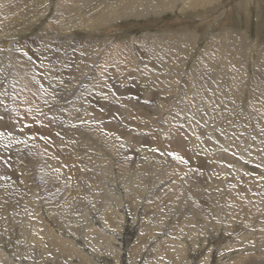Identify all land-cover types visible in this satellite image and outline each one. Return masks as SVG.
<instances>
[{
    "label": "rangeland",
    "instance_id": "obj_1",
    "mask_svg": "<svg viewBox=\"0 0 264 264\" xmlns=\"http://www.w3.org/2000/svg\"><path fill=\"white\" fill-rule=\"evenodd\" d=\"M64 1L69 10L59 9L63 8L59 5L63 0H0V122L4 123H0V245L3 247L0 246V264H90V259L98 262V257L99 260L110 257L108 262L101 263L109 264L116 255L110 250L108 238L119 233L125 237L130 227L135 233L129 237L131 245L127 247L126 258L118 264H207L208 257L212 260L209 264H237L238 261L241 264L242 260V264H264V252L261 251L264 248V0H202L201 6L190 4L191 0H166L162 11L148 12L138 18L119 16L104 26L95 27V32L82 25L110 15V6L122 8L128 0ZM136 1L129 0V4ZM109 38L114 44H131L133 60L128 59L124 50L118 51L123 54L118 59L116 50L109 53L108 58L99 54V47H104ZM150 38L159 41V51L171 68L178 60V54L184 57L185 69L192 68L193 72L185 74V78L181 76L178 83L194 77L192 85L188 84L191 91L175 89L177 82H168L170 78L175 79L167 74L164 64H151L145 48ZM178 39L184 44L183 48L176 44ZM181 50L183 53H179ZM17 68L27 80L29 88L26 90L19 87ZM168 95L172 99H167L166 105H160L159 101L164 102ZM50 106L54 108L53 112ZM71 107L75 113L73 109L70 111ZM40 126L46 127L41 131ZM227 137L237 138L241 143L238 151L224 147V143H232ZM178 138L184 145L174 144ZM209 143L223 148L218 157L213 156L212 151L216 148L209 149ZM246 144L248 147H243ZM186 147L195 148L196 155L193 156ZM153 155L155 160L146 162ZM162 160H168L180 169L175 176L183 173L177 183L152 171L158 169ZM143 163L151 167L145 169ZM132 166L134 171L130 170ZM137 171L142 175L135 181L133 198H126L128 179ZM119 194L123 196L122 206L114 201ZM245 195L251 198L254 209H250ZM199 205L204 207V216L198 214ZM122 210H125V216L122 219L116 217L115 211L122 213ZM87 212L91 214L89 217ZM135 217L138 224L134 223ZM38 224L40 227L47 225L54 232L60 230V235L69 237L66 239L87 256L79 258L64 253L58 257L51 251L43 256L38 248H30V231L33 227L40 228ZM80 228L87 229V241L77 235ZM225 232L227 239L218 237Z\"/></svg>",
    "mask_w": 264,
    "mask_h": 264
},
{
    "label": "bare ground",
    "instance_id": "obj_2",
    "mask_svg": "<svg viewBox=\"0 0 264 264\" xmlns=\"http://www.w3.org/2000/svg\"><path fill=\"white\" fill-rule=\"evenodd\" d=\"M125 1V0H124ZM166 0H145L144 2L143 1H141V0H137L134 4H129V0L126 2V4H125V6H123V4H122V8H115V7H113V6H110L109 8H110V10H109V13H110V15H108V16H103V18H100V17H98L95 21H93V22H89L88 24H83L82 25V27L83 28H87V29H90V30H92L93 32H95V27H97V26H104L105 24H107L106 22H108L109 20H111V19H115L116 17H119V16H141V15H144V14H146V13H148V12H158L159 11V9H161V8H164V7H166L165 5H163V3L165 2ZM168 1V0H167ZM170 1V0H169ZM184 1H186V0H184ZM201 1L202 0H191V3L190 4H194V5H197V6H201ZM205 1V0H204ZM203 1V2H204ZM209 2H212V1H214V0H208ZM64 0H63V3H61V4H59L61 7H63V8H59V9H61V10H66V9H68L69 10V6L67 7L65 4H64ZM173 3V2H172ZM185 3V2H184ZM147 5V6H146ZM175 5V4H174ZM109 6V5H108ZM190 6V5H189ZM193 7V6H192ZM196 7V6H195ZM72 8V7H71ZM70 8V9H71ZM192 9V8H191ZM194 9V8H193ZM196 9V8H195ZM164 10V9H163ZM62 11V12H63ZM161 11H162V9H161ZM200 11V10H199ZM107 12V11H106ZM143 17V16H142ZM138 18V17H137ZM120 19V18H119ZM116 20V19H115ZM72 23H74V22H72ZM76 23V22H75ZM74 23V24H75ZM66 24V23H65ZM68 24V23H67ZM70 24V23H69ZM59 25H61V24H59ZM72 28L74 27V25L73 26H71ZM47 30V32H49L50 30L49 29H46ZM43 33V32H42ZM45 34V33H44ZM92 34V33H91ZM53 35V34H52ZM53 36H51V38L50 39H54V38H52ZM108 37V36H107ZM110 37V36H109ZM150 41H147L148 43L146 44V47L145 48H147V52H146V54H147V57H148V59L150 60V62H151V64L152 65H154V66H158L159 64H164V66H165V70H167V74L168 75H170L171 77H173L175 80H173V79H171L170 78V80L168 81V82H177L176 83V87H175V89H177V88H179V89H183V90H185V91H187V92H189V91H191V90H189L188 89V84L189 85H192V81L194 80V77H192V79H190L189 81H180L179 83H178V80L180 79V77L181 76H183V78H185V74H187V75H191L192 74V68H186L185 69V65H186V63H185V61H184V57H182L180 54H178V60L174 63V66L171 68V66L170 65H168V61L163 57V55H162V53L159 51L160 50V48L158 47V45H160V43H159V41L157 42V41H155V39H153V38H150L149 39ZM104 41V40H103ZM114 41V40H113ZM115 42V41H114ZM105 46L104 47H99V54H101V55H103V57H105V58H108V54L109 53H111L113 50H116L115 51V53H116V58L118 59V56H120V54H121V56H123V54L122 53H119V52H122V50H124V52L125 51H127V54H128V59H131V60H133V56H132V54H134V52L131 50V47H130V45L131 44H123V45H120V44H114L111 40H110V38H109V40L107 41H105ZM177 45H180L181 47H182V45H184V44H180L179 43V39L177 40V43H176ZM2 45V44H1ZM51 47V46H50ZM108 48V49H107ZM129 48V49H128ZM183 48V47H182ZM95 51V50H94ZM119 51V52H118ZM183 51L184 50H181V51H179V53H183ZM145 54V55H146ZM169 54H170V52H169ZM99 56V55H98ZM102 57V56H101ZM126 57V56H125ZM92 58V57H91ZM95 58V57H94ZM125 59V58H124ZM151 59H153V60H151ZM100 60V59H99ZM121 60V59H120ZM126 60V59H125ZM124 60V61H125ZM124 61L122 62V63H124ZM117 63H118V61H117ZM121 63V64H122ZM85 65H87V64H85ZM116 65V64H115ZM127 65V64H126ZM120 66H122V65H120ZM134 66V65H133ZM81 67H83V66H81ZM84 67H86V66H84ZM89 67V66H88ZM87 67V68H88ZM121 68V67H120ZM171 68V69H170ZM18 69V68H17ZM82 69V68H81ZM84 69V68H83ZM83 69L81 70V71H83ZM125 69V68H124ZM128 69H129V66H128ZM157 68L155 67V70H156ZM132 71V70H131ZM131 71H128V73L129 72H131ZM18 72H19V74H20V82H19V87L22 89V90H26L25 88H29V87H27V80L25 79V77H24V75H23V73L21 72V70L20 69H18ZM89 72V71H88ZM122 73V72H121ZM158 73V72H157ZM28 74V73H27ZM30 74V73H29ZM28 74V75H29ZM114 73H112V75H113ZM133 74V73H132ZM79 75V74H78ZM53 76V75H52ZM156 76V75H155ZM87 77V76H86ZM32 78V77H31ZM106 78V77H105ZM11 79V78H10ZM130 79V78H129ZM106 80V79H105ZM97 81H98V79H97ZM153 80H151V83H153L152 82ZM155 81H156V79H155ZM15 82V81H14ZM128 82V81H127ZM127 82H125V83H127ZM148 82V81H147ZM146 82V83H147ZM18 83V82H17ZM109 83V82H108ZM115 83V82H114ZM133 83V82H132ZM50 84V83H49ZM123 84V83H122ZM18 85V84H17ZM87 85V84H86ZM107 85V84H106ZM112 85V84H111ZM110 85V86H111ZM129 85V84H128ZM138 85V84H137ZM89 86V85H88ZM103 86V85H102ZM118 86H119V84H118ZM134 86V85H133ZM17 88V87H16ZM40 88V87H39ZM88 88V87H87ZM152 88V87H151ZM14 89V88H13ZM18 89V88H17ZM105 89H107V88H105ZM171 89V86L169 85L168 86V90H170ZM192 89V88H191ZM75 90V89H74ZM89 90V89H88ZM94 90V89H93ZM98 89H96V92H98L97 91ZM127 90V89H126ZM144 90V89H143ZM6 91V90H5ZM129 91V90H128ZM142 91V90H141ZM194 91V90H193ZM82 92V91H81ZM88 92V91H87ZM100 92V91H99ZM114 92V91H113ZM143 92V91H142ZM64 93V92H63ZM95 93V92H94ZM111 93V92H110ZM109 93V94H110ZM84 94V93H83ZM126 94V93H125ZM146 94V93H145ZM32 95V94H31ZM47 95V94H46ZM73 95V94H72ZM89 95H90V92H89ZM106 95H108L107 93H106ZM22 96V95H21ZM91 96V95H90ZM140 96V95H139ZM5 97H6V95H5ZM94 97V96H93ZM107 97V96H106ZM126 97V96H125ZM142 97V96H141ZM158 97V96H157ZM156 97V98H157ZM10 98H14L13 96H11ZM89 98V97H88ZM95 98V97H94ZM129 98V97H128ZM150 98V97H149ZM159 98V97H158ZM7 99V98H6ZM167 99H172V97L170 96V95H168L167 96V98H164V102L162 101L161 102V100L159 101L160 103V105H162L163 103H164V105H166L167 104ZM3 100L4 101H6L5 99H4V97H3ZM17 100V99H16ZM126 100V99H125ZM203 100V99H202ZM8 101V100H7ZM6 101V102H7ZM12 101V100H11ZM65 101V100H64ZM104 101H106V100H104ZM121 101V100H120ZM158 101V100H157ZM16 102V101H15ZM124 102V101H123ZM126 102H128V101H126ZM252 102H254V101H252ZM2 103V102H1ZM18 103V102H17ZM20 103V102H19ZM18 103V104H19ZM28 103V102H27ZM27 103L25 104V108H26V105H27ZM105 103V102H104ZM122 103V102H121ZM136 103V102H135ZM2 104H4V103H2ZM9 104H10V102H9ZM22 104V103H21ZM20 104V105H21ZM133 104V103H132ZM202 104H204V103H202ZM254 104V103H253ZM31 105V104H30ZM115 105V104H114ZM208 105V104H207ZM6 106V105H5ZM13 106V105H12ZM22 106V105H21ZM43 106V105H42ZM47 106V105H46ZM52 106H54L55 107V105H52ZM72 106V105H71ZM90 106V105H89ZM95 106V105H94ZM116 106V105H115ZM129 106V105H128ZM133 106V105H132ZM132 106H130V107H132ZM138 106V105H137ZM2 107V106H1ZM6 107H8V105L6 106ZM15 107V106H14ZM51 107V106H50ZM73 107V106H72ZM71 107V110L70 111H72V108ZM118 107H119V104H118ZM12 108V107H11ZM15 108H17V107H15ZM14 108V109H15ZM18 108H19V106H18ZM52 108V112H53V110H54V108L53 107H51ZM70 108V107H69ZM87 108V107H86ZM92 108H94L93 106H92ZM125 108V107H124ZM129 108V107H128ZM127 108V109H128ZM154 108L155 107H153V109H152V111L154 110ZM10 109V108H9ZM60 109V108H59ZM83 110H84V107L82 108ZM89 109H90V107H89ZM96 109V108H95ZM117 109V108H116ZM140 109H142V107L140 108ZM158 109H160V108H158ZM16 110V109H15ZM57 109H55V111H56ZM78 110V109H77ZM119 110H120V108H119ZM132 110V109H131ZM173 110V109H172ZM171 110V111H172ZM4 111H6V110H4ZM8 111V110H7ZM17 111V110H16ZM15 111V112H16ZM61 111V110H60ZM60 111H58V112H60ZM73 111H74V109H73ZM76 111V110H75ZM75 111H74V113H75ZM79 111V110H78ZM140 111H142V110H140ZM162 110H160V112H161ZM14 112V111H13ZM23 112V111H22ZM40 112V111H39ZM51 112V113H52ZM67 112V111H66ZM136 112V111H135ZM142 112H144V111H142ZM141 112V113H142ZM250 112V111H249ZM56 113H57V111H56ZM103 113V112H102ZM101 113V114H102ZM166 113H167V111H166ZM169 113V112H168ZM171 113V112H170ZM13 114H15V113H13ZM20 114V113H19ZM35 114V113H34ZM46 114V113H45ZM54 114H55V112H54ZM72 114V113H71ZM87 114H88V112H87ZM128 114V113H127ZM160 114V113H159ZM21 115V114H20ZM43 115V114H42ZM103 115V114H102ZM102 115H100V117L102 116ZM27 116V115H26ZM36 116V115H35ZM38 116V115H37ZM44 116V115H43ZM71 116V115H70ZM73 116V115H72ZM82 116H83V114H82ZM82 116H79L80 118L82 117ZM193 116V115H192ZM6 117V116H5ZM4 116H3V118H5ZM7 117H9V116H7ZM11 117H12V114H11ZM14 117V116H13ZM17 117V116H16ZM22 117V116H21ZM45 117V116H44ZM43 117V118H44ZM48 117V116H47ZM51 117V116H50ZM61 117H63V116H61ZM169 117V115L167 114L166 115V119ZM1 118H2V116H1ZM25 118H27V117H25ZM31 119H32V117H30ZM39 118V117H38ZM41 118H42V116H41ZM40 118V119H41ZM42 118V119H43ZM46 118V117H45ZM44 118V119H45ZM49 118V117H48ZM48 118H47V120H48ZM55 118V117H54ZM69 119L70 118H72V117H68ZM75 118V117H74ZM97 119H98V115H97V117H96ZM113 118V117H112ZM8 119V118H7ZM43 119V120H44ZM57 119H60V118H57ZM96 119V120H97ZM106 118H104V120H105ZM111 119V118H110ZM161 119V118H160ZM10 120H11V118H10ZM14 120H16V118L14 119ZM42 120V121H43ZM53 120V119H52ZM56 120V119H55ZM61 120V119H60ZM60 120H59V122H60ZM68 120V119H67ZM75 120V119H74ZM73 120V121H74ZM80 120H82V118L80 119ZM79 120V121H80ZM103 120V119H102ZM103 120V121H104ZM107 120V119H106ZM163 120V119H162ZM245 120V119H244ZM8 121V120H7ZM19 121H20V119H19ZM32 121V120H31ZM33 121H34V119H33ZM41 121V122H42ZM66 121V120H65ZM71 121V120H70ZM83 121V120H82ZM87 121V120H86ZM91 121V120H90ZM97 121H99V119L97 120ZM115 121V120H114ZM125 121V120H124ZM131 121V120H130ZM14 122V121H13ZM21 122V121H20ZM49 122V121H48ZM51 122V121H50ZM61 122H63V120L61 121ZM75 122H76V120H75ZM88 122V121H87ZM233 122V121H232ZM1 124H2V121L0 122ZM10 123V122H9ZM26 123V122H25ZM27 123H29L28 122V120H27ZM43 123H45L44 121H43ZM47 123V122H46ZM64 123V122H63ZM73 123V122H72ZM93 123V122H92ZM95 123H97V122H95ZM4 124V123H3ZM2 124V125H3ZM8 124V123H7ZM11 124V123H10ZM14 124V123H13ZM16 124H17V122H16ZM18 124H19V122H18ZM23 124V123H22ZM66 124V123H65ZM75 124V123H74ZM86 124V123H85ZM98 124V123H97ZM101 124V123H100ZM106 124H107V122H106ZM126 124V123H125ZM128 124H131V123H128ZM1 125V126H2ZM9 125V124H8ZM21 125V124H20ZM25 125V124H24ZM27 125V124H26ZM25 125V126H26ZM33 125V124H32ZM35 125V124H34ZM53 125H54V123H53ZM59 125V124H58ZM67 125V124H66ZM79 125V124H78ZM77 125V126H78ZM84 125V124H83ZM88 125V124H87ZM93 125V124H92ZM91 125V126H92ZM94 125H96V124H94ZM105 125V124H104ZM108 125V124H107ZM107 125H106V127H107ZM118 125V124H117ZM134 125V124H133ZM132 125V126H133ZM19 126V125H18ZM24 126V127H25ZM29 126V125H28ZM47 126V125H46ZM45 126V127H46ZM49 126V125H48ZM97 126V125H96ZM101 125H99L98 127H95L96 129L98 128L99 129V127H100ZM119 126V125H118ZM121 126V125H120ZM119 126V127H120ZM6 127H7V125H6ZM12 127V126H11ZM33 127V126H32ZM43 127V126H42ZM44 127V128H45ZM52 127V126H51ZM64 127V126H63ZM84 127V126H83ZM93 127V126H92ZM105 127V126H104ZM105 127V128H106ZM109 127V126H108ZM253 127V126H252ZM13 128H14V126H13ZM16 128V127H15ZM14 128V129H15ZM20 128V127H19ZM23 128V127H22ZM29 128V127H28ZM30 128H31V126H30ZM40 129H41V131L42 130H44V128L42 129L41 128V126L39 127ZM54 128V127H53ZM78 128H80V127H78ZM94 128V129H95ZM115 128H116V126H115ZM5 129V128H4ZM11 129V128H10ZM17 129V128H16ZM32 129V128H31ZM36 129V128H35ZM74 130L76 129V128H73ZM85 129V128H84ZM88 129V128H87ZM102 129V128H101ZM109 129V128H108ZM117 129V128H116ZM256 129V128H255ZM19 131H20V129H18ZM22 130V129H21ZM25 130V129H24ZM52 130V129H51ZM56 130H58V129H56ZM67 130H68V128H67ZM82 130V132L84 131L83 129H81ZM110 130H111V128H110ZM113 130H115V129H113ZM1 131V130H0ZM13 131V130H12ZM16 131V130H15ZM18 131V132H19ZM30 131V130H29ZM54 131V130H53ZM68 131H70V130H68ZM91 131V130H90ZM89 131V132H90ZM121 131V130H120ZM137 131V130H136ZM20 132H22V131H20ZM25 132V131H24ZM48 132V131H47ZM47 132H45V133H47ZM70 132H72V131H70ZM92 132V131H91ZM97 132V131H96ZM95 132V133H96ZM103 132V131H102ZM240 132V131H239ZM23 133V132H22ZM21 133V134H22ZM28 133V132H27ZM51 133V132H50ZM55 133V132H54ZM60 133V132H59ZM78 133V132H77ZM77 133H75V134H77ZM6 134V133H5ZM10 134H11V132H10ZM14 134H16L15 132H14ZM20 134V135H21ZM30 134V133H29ZM43 134V133H42ZM71 134V133H70ZM73 134V133H72ZM109 134H111V131H110V133ZM233 134V133H232ZM3 135V134H2ZM7 135V134H6ZM8 135H9V133H8ZM19 135V134H18ZM52 135H54V134H52ZM66 135H68V134H66ZM86 135V134H85ZM95 135V134H94ZM102 135V134H101ZM13 136H15V135H13ZM26 136V135H25ZM46 136V135H45ZM110 136V135H109ZM176 136V135H175ZM227 136H228V134H227ZM231 136V135H230ZM235 136V135H234ZM243 136V135H242ZM7 137V136H6ZM5 137V138H6ZM22 137H24L23 136V134H22ZM86 137V136H85ZM14 138V137H13ZM13 138H11V139H13ZM61 137H59V139H60ZM88 138V137H87ZM231 137H227V139H228V141H231L232 143H224V147L225 146H228L229 147V149H230V151L232 150V151H234V150H237L238 151V147H239V145L241 144L240 142H237V138H235V139H233V140H231L230 139ZM2 139H4V138H2ZM1 139V140H2ZM16 139H19V138H16ZM58 138H56V140H59ZM62 139H64L63 137H62ZM71 139V138H70ZM92 139V138H91ZM131 139V138H130ZM156 139V138H155ZM159 139V138H158ZM14 140V139H13ZM23 140V139H22ZM53 140H54V138H53ZM73 140V139H72ZM171 140V139H170ZM179 140V141H178ZM11 141V140H10ZM62 142H63V140H61ZM166 141V140H165ZM183 140H181V139H177V141H174V144L176 143V144H178V143H180L181 145H184V143L182 142ZM227 141V142H228ZM8 142V141H7ZM28 142V141H27ZM57 142V141H56ZM92 142V141H91ZM90 142V143H91ZM94 142H95V140H94ZM246 142V141H245ZM1 143V142H0ZM93 143V142H92ZM97 143H98V141H97ZM96 143V144H97ZM148 143V142H147ZM170 143V142H169ZM5 144H6V142H5ZM8 144V143H7ZM16 144V143H15ZM14 144V145H15ZM21 144V143H20ZM27 144V143H26ZM42 144V143H41ZM88 145H89V143H87ZM95 144V143H94ZM150 144V143H149ZM148 144V145H149ZM164 144V143H163ZM162 144V145H163ZM8 145H10V144H8ZM93 145V144H92ZM4 146V145H3ZM6 146V145H5ZM12 146V145H11ZM35 146V145H34ZM71 146H75V145H71ZM97 146H98V144H97ZM160 146V145H159ZM212 148H211V147ZM219 146V145H218ZM14 147V146H13ZM16 147V146H15ZM68 147H70L69 145H68ZM78 147H79V145H78ZM94 147V146H93ZM96 147V146H95ZM104 147V146H103ZM146 147V146H145ZM213 147L214 148H216V150H213L212 152H214V155L213 156H216V157H218L219 156V153L218 152H221L220 150H222L223 148H221L220 146L219 147H217V145H215V144H208V148L209 149H213ZM243 147H248V145L246 144L245 146H243ZM11 148V147H10ZM40 148V147H39ZM42 148V147H41ZM166 148V147H165ZM68 149H70V148H68ZM104 149V148H103ZM114 149H115V147H114ZM186 149H187V147H186ZM185 149V150H186ZM42 150V149H41ZM55 150V149H54ZM86 150V149H85ZM191 154H193V156H195L196 155V151H195V148H189V149H187ZM53 151V150H52ZM56 151V150H55ZM77 151V150H76ZM89 151V150H88ZM100 151H102V150H100ZM112 151V150H111ZM143 151V150H142ZM12 152V151H11ZM37 152V151H36ZM42 152V151H41ZM51 152V151H50ZM87 152V151H86ZM90 152V151H89ZM99 152V151H98ZM97 152V153H98ZM10 153V152H9ZM13 153V152H12ZM16 153V152H15ZM72 153V152H71ZM144 153V152H143ZM45 154V153H44ZM52 154V153H51ZM70 154V153H69ZM91 154H94V152L93 153H91ZM102 154V153H101ZM104 154H105V152H104ZM151 154H153V153H151ZM16 155H17V153H16ZM46 155V154H45ZM44 155V156H45ZM62 155V154H61ZM74 155V154H73ZM89 155V154H88ZM99 155V154H98ZM137 155H140V154H137ZM220 155H221V153H220ZM15 156V155H14ZM43 156V157H44ZM51 156V155H50ZM77 156V155H76ZM108 156V155H107ZM232 157H233V155H231ZM74 157V156H73ZM86 157V156H85ZM223 157V156H222ZM47 158V157H46ZM54 158V157H53ZM52 158V159H53ZM95 158V157H94ZM100 158V157H99ZM107 158V157H106ZM115 158V157H114ZM121 158V157H120ZM142 158V157H141ZM155 158V156L153 155V156H151L148 160H146V162H149V161H151V159H154ZM160 158V157H159ZM79 159V157L77 158V160ZM119 159V158H118ZM135 159V158H134ZM163 159V158H162ZM48 160H49V158H48ZM61 160V159H60ZM74 161H75V159H73ZM99 160V159H98ZM155 160V159H154ZM20 161V160H19ZM46 161V160H45ZM44 161V162H45ZM50 161V160H49ZM52 161V160H51ZM89 161V160H88ZM113 161V160H112ZM168 160H162V164L160 165V166H158V169H154V170H152L153 172H155V173H157L158 175H160V176H162L163 178H169L171 181H174V183H177L178 182V178H179V176H181L183 173H181V175H177V176H175V173H178L179 172V168H176L173 164H171V162L170 163H168L167 162ZM41 162V161H40ZM60 162V161H59ZM58 162V163H59ZM90 162V161H89ZM134 162V161H133ZM167 162V163H166ZM21 163V162H20ZM35 163V162H34ZM42 163V162H41ZM87 163V162H86ZM118 165H119V160H117V162H116ZM128 163H131V160H129L128 161ZM37 164V163H36ZM60 164V163H59ZM144 164V163H143ZM32 165V164H31ZM43 165V164H42ZM71 165V164H70ZM69 165V166H70ZM95 165V164H94ZM136 165V164H135ZM138 165V164H137ZM1 166V165H0ZM38 166H40L41 167V164L39 165V162H38ZM141 166V165H140ZM144 166H145V169L147 168V166H148V168H150L151 166H149V164L148 163H145L144 164ZM46 167V166H45ZM44 167V168H45ZM50 167H52V166H50ZM64 167V166H63ZM63 167H60L61 169L63 168ZM133 167V166H132ZM131 167V169L130 170H133L134 171V167L132 168ZM2 168V167H1ZM27 168V167H26ZM25 168V169H26ZM42 168V167H41ZM40 168V169H41ZM66 168V167H65ZM64 168V169H65ZM84 168V167H83ZM120 168V167H119ZM31 169V168H30ZM47 169H49V167L47 168ZM79 169V168H78ZM115 169V168H114ZM129 169V168H128ZM137 169H139V168H137ZM22 170H23V168H22ZM35 170V169H34ZM65 170H67V169H65ZM142 171L141 172H143L144 171V169H141ZM2 171V170H1ZM26 172H27V169L25 170ZM47 171V170H46ZM60 171V170H59ZM92 171V170H91ZM108 171H111L110 169L108 170ZM52 172V171H51ZM56 172V171H55ZM62 172V171H61ZM90 172V171H89ZM93 172V171H92ZM121 172V171H120ZM139 173L138 171L135 173V175H133V176H130L129 177V182H128V188H127V197L126 198H133V195H134V191H135V188H134V184H135V181L137 180V179H139V177L142 175V173ZM28 173V172H27ZM46 173V172H45ZM65 173V172H64ZM72 173V172H71ZM111 173V172H110ZM125 173V172H124ZM26 174V173H25ZM52 174V173H51ZM63 174V173H62ZM66 174V173H65ZM129 174V173H128ZM127 174V175H128ZM2 175V174H1ZM50 175V174H49ZM156 175V174H155ZM8 176V175H7ZM59 176V175H58ZM66 176V175H65ZM81 176V175H80ZM87 176V175H86ZM92 176V175H91ZM119 176V175H118ZM117 176V177H118ZM227 176V175H226ZM225 176V177H226ZM24 177V176H23ZM50 177V176H49ZM53 177H55V175L53 176ZM52 177V178H53ZM75 177H77V174H76V176ZM83 177V176H82ZM114 177V176H113ZM116 177V178H117ZM150 177V176H149ZM16 178V177H15ZM110 178V177H109ZM30 179V178H29ZM66 179V178H65ZM71 179V178H70ZM134 179V180H133ZM228 179V178H227ZM51 180V179H50ZM76 180H77V178H76ZM22 181V180H21ZM55 181V180H54ZM58 181H59V179H58ZM57 181V182H58ZM164 181V180H163ZM166 181H168V180H166ZM60 182H62V181H60ZM27 183V182H26ZM42 183V182H41ZM54 183V182H53ZM59 183V182H58ZM63 183V182H62ZM69 183V182H68ZM173 183V186H175L176 184H174ZM1 184V183H0ZM9 184H11V182L10 183H8V185ZM56 184V183H55ZM54 184V185H55ZM97 184H100L99 182H97ZM169 184V183H168ZM7 185V184H6ZM27 185V184H26ZM26 185H24V186H26ZM74 185V184H73ZM23 186V187H24ZM42 186V185H41ZM52 186V185H51ZM62 186V185H61ZM71 186V185H70ZM4 187V186H3ZM37 187V186H36ZM48 187H50V186H47V188ZM75 187V186H74ZM171 187V186H170ZM224 187V186H223ZM164 188V187H163ZM174 188V187H173ZM222 188V187H221ZM72 189V188H71ZM175 189V188H174ZM13 190V189H12ZM15 190V189H14ZM22 190H24V189H22ZM47 190V189H46ZM62 190H64V189H62ZM173 190V189H172ZM178 190H180V189H178ZM195 190V189H194ZM48 191V190H47ZM61 191V190H60ZM184 194H186V193H188L189 195H190V192H186V191H183V190H181ZM45 192V191H44ZM74 192V191H73ZM162 192V191H161ZM171 192V191H170ZM192 193H194V194H197V192L196 191H191ZM251 192V191H250ZM1 193V192H0ZM3 193V192H2ZM11 193H12V191H11ZM20 193H21V191H20ZM39 193V192H38ZM58 193V192H57ZM70 193V192H69ZM13 194V193H12ZM55 194V193H54ZM178 194H180V193H178ZM201 194V193H200ZM225 194V193H224ZM240 194V193H239ZM26 195V194H25ZM32 195V194H31ZM61 195V194H60ZM183 195V194H182ZM198 195V194H197ZM20 196V195H19ZM58 196H59V194H58ZM70 196V195H69ZM172 196V195H171ZM181 196V195H180ZM194 196V195H193ZM202 195H200V197H201ZM22 197V196H21ZM37 197V196H36ZM43 197V196H42ZM123 196H121V194H119L117 197H114V201H116V202H118L120 205H121V203H122V198ZM175 197V196H174ZM178 197V196H177ZM219 197V196H218ZM223 197V196H222ZM243 197H245V201L247 202V204L250 206V209H254V208H252L253 207V205L251 204V198L248 196V195H245V196H243ZM28 198V197H27ZM38 198V197H37ZM172 198V197H171ZM65 199V198H64ZM70 199V198H69ZM162 199V198H161ZM168 199V198H167ZM222 198H221V196H220V200H221ZM62 200V199H61ZM232 200H234V199H232ZM22 201V200H21ZM47 201V200H46ZM124 201V200H123ZM134 201H135V199H134ZM177 201V200H176ZM182 201V200H181ZM180 201V202H181ZM23 202V201H22ZM66 202V201H65ZM110 202H113V201H111L110 200ZM129 202V201H128ZM149 202V201H148ZM68 203V202H67ZM66 203V204H67ZM141 203V202H140ZM143 203V202H142ZM171 203V202H170ZM3 204V203H2ZM63 204V203H62ZM65 204V203H64ZM65 204V205H66ZM72 204V203H71ZM137 204V203H136ZM147 204V203H146ZM181 204V203H180ZM192 204V203H191ZM210 204V203H209ZM56 205V204H55ZM58 205V204H57ZM61 205V204H60ZM76 205H77V203H76ZM131 205V204H130ZM160 205V204H159ZM208 205V204H207ZM62 206V205H61ZM60 206V207H61ZM69 206V205H68ZM122 206V205H121ZM134 206V205H133ZM132 206V207H133ZM138 206H140V205H138ZM143 206V205H142ZM156 206V205H155ZM184 206V205H183ZM196 206H197V204H196ZM200 206V205H199ZM215 206V205H214ZM38 207V206H37ZM62 207H64V206H62ZM84 207V206H83ZM117 207V206H116ZM124 207V206H123ZM135 207H137V206H135ZM134 207V208H135ZM148 207V206H147ZM180 207H181V205H180ZM191 207V206H190ZM195 207V206H194ZM17 208V207H16ZM52 208H54L53 206H52ZM66 207H64V209H65ZM69 208V207H68ZM67 208V209H68ZM120 208V207H119ZM182 208V207H181ZM196 209H197V207H195ZM203 208L204 207H202V206H200L197 210H199L198 211V214H200L201 213V215L202 216H204V214L202 213V212H204V210H203ZM5 209H6V207H5ZM38 209V208H37ZM49 209V208H48ZM63 209V210H64ZM66 209V210H67ZM121 209V208H120ZM179 209V208H178ZM205 209H206V207H205ZM220 209V208H219ZM256 209V208H255ZM260 209H261V205H260ZM263 209V208H262ZM53 210V209H52ZM62 210V212H64ZM75 210V209H74ZM98 210H100V209H98ZM104 211L106 210V209H103ZM129 210V209H128ZM146 211L148 210V208L147 209H145ZM150 210V209H149ZM187 210V209H186ZM214 210V209H213ZM242 210V209H241ZM247 210V209H246ZM259 210V209H258ZM264 210V209H263ZM11 211V210H10ZM58 212H59V210H57ZM125 211V210H124ZM123 210H122V213H120L121 211H115V214H116V217H119V218H121V217H123V216H125V212H124ZM139 211V210H138ZM142 211V210H141ZM154 211V210H153ZM192 211V210H191ZM215 211V210H214ZM39 212H41V211H39ZM47 212V211H46ZM57 212V213H58ZM62 212H60L61 213V215L62 214H64V213H62ZM66 212V211H65ZM67 212H68V210H67ZM72 212H73V210H72ZM75 212V211H74ZM102 212V211H101ZM111 212V211H110ZM133 212H135V211H133ZM150 212V211H149ZM152 212V211H151ZM180 212V211H179ZM205 212H208V211H205ZM253 212V211H252ZM261 212V211H260ZM10 213V212H9ZM8 213V214H9ZM157 213V212H156ZM183 213V212H182ZM185 213H186V211H185ZM184 213V214H185ZM194 212H192V214H193ZM209 213V212H208ZM220 213V212H219ZM263 213V212H262ZM261 213V214H262ZM87 214H88V217H89V215H91L90 213H88L87 212ZM127 214H128V212H127ZM146 214V213H145ZM154 214V213H153ZM161 214V213H160ZM164 214V213H163ZM183 214V215H184ZM247 214H248V212H247ZM11 215V214H10ZM34 215V214H33ZM65 215H66V213H65ZM74 215H76V213L74 214ZM78 215H80V214H78ZM130 215V214H129ZM158 215V214H157ZM180 215V214H179ZM182 215V216H183ZM188 215H189V213H188ZM210 215H211V213H210ZM259 215V214H258ZM257 215V216H258ZM19 216V215H18ZM26 216V215H25ZM36 216V218H38L37 217V215H35ZM87 216V215H86ZM94 216V215H93ZM138 216V215H137ZM156 216V215H155ZM155 216H152V217H155ZM164 216V215H163ZM206 216V215H205ZM212 216V215H211ZM210 216V217H211ZM248 216V215H247ZM247 216H244L245 218L247 217ZM262 216H263V214H262ZM261 216V217H262ZM58 217V216H57ZM61 217V216H60ZM66 217H67V215H66ZM73 217V216H72ZM78 217H80V216H78ZM77 217V218H78ZM96 217H98V216H96ZM113 217V216H112ZM111 217V218H112ZM185 217V216H184ZM192 217V216H191ZM219 217V216H218ZM250 217V216H249ZM256 217V216H255ZM40 218V217H39ZM43 218V217H42ZM158 218V217H157ZM193 218H194V216H193ZM238 218H240V217H238ZM264 218V217H263ZM2 219V218H1ZM35 219V218H34ZM65 219V218H64ZM67 219H68V217H67ZM70 219V218H69ZM85 219V218H84ZM83 219V220H84ZM88 219V218H87ZM100 219V218H99ZM122 219V218H121ZM120 219V220H121ZM133 219V218H132ZM146 219V218H145ZM144 218H143V220H145ZM208 219V218H207ZM220 219V218H219ZM44 220V219H43ZM46 220H47V218H46ZM45 220V221H46ZM61 220H63V219H61ZM66 220V219H65ZM93 220V219H92ZM96 220H97V218H96ZM107 220V219H106ZM112 220V219H111ZM119 220V221H120ZM151 220V219H150ZM155 220H157L156 218H155ZM159 220V219H158ZM161 220V219H160ZM198 220H200L199 219V217H198ZM197 220V221H198ZM252 220H253V218H252ZM260 220V219H259ZM16 221H17V219H16ZM36 220H34V222H35ZM48 221V220H47ZM46 221V222H47ZM59 221V220H58ZM81 221V220H80ZM89 221V220H88ZM101 221V220H100ZM182 221H183V219H182ZM181 221V222H182ZM38 222V221H37ZM86 222V221H85ZM102 222V221H101ZM123 222V221H122ZM127 222V221H126ZM144 222H146V221H144ZM180 222V223H181ZM192 222V221H191ZM227 222V221H226ZM235 222V221H234ZM242 222V221H241ZM248 222H249V220H248ZM257 222H260V221H257ZM36 223V222H35ZM74 223V222H73ZM82 223V222H81ZM88 223V222H87ZM96 223V222H95ZM103 223V222H102ZM106 223V222H105ZM105 223H104V225H105ZM131 223V222H130ZM134 223H137L138 224V220H137V217H135L134 218ZM133 223V224H134ZM141 223V222H140ZM156 223V222H155ZM183 223V222H182ZM206 223H207V221H206ZM215 223V222H214ZM260 223H262V222H260ZM259 223V224H260ZM1 224V223H0ZM30 224V223H29ZM44 224H45V222H44ZM47 224V223H46ZM59 224V223H58ZM61 224V223H60ZM121 224V223H120ZM144 223H142V225H143ZM190 224V223H189ZM194 224V223H193ZM211 224V223H210ZM236 224V223H235ZM241 224V223H240ZM24 225V224H23ZM25 225H27V224H25ZM33 225V224H32ZM35 225H37V224H35ZM39 225V224H38ZM71 225H72V223H71ZM75 225V224H74ZM79 225V224H78ZM117 225V224H116ZM177 225V224H176ZM179 225V224H178ZM202 225V224H201ZM215 225H217V224H215ZM219 225V224H218ZM243 225V224H242ZM245 226H247L246 224H244ZM20 226V225H19ZM29 226V225H28ZM54 226V225H53ZM58 226V225H57ZM89 226V225H88ZM112 226V225H111ZM132 226V225H131ZM203 226V225H202ZM208 226V225H207ZM209 226H211V225H209ZM214 226V225H213ZM221 226V225H220ZM219 226V227H220ZM224 226H225V224H224ZM258 226H260V225H258ZM13 227H14V225H13ZM39 227H40V225H39ZM87 227V226H86ZM93 227V226H92ZM91 227V228H92ZM153 227V226H152ZM177 227V226H176ZM215 227V226H214ZM231 227V226H230ZM261 227V226H260ZM21 228H22V226H21ZM51 227H47V225L46 226H41L40 228H37V227H33V229H31V231H30V235H29V241H30V243H29V245L31 244V247L30 248H34V250L35 249H39L40 250V252H41V254L43 255V256H47L48 254H49V252L51 251V253H53V254H55L56 256H61V255H63L64 253H68V254H71L70 256H72V255H76V256H79V258L80 257H86L87 255L86 254H83V253H81V250H79V249H76L73 245L74 244H72L69 240H67L66 238H68L69 239V237H67L66 236V238H64L65 237V235H60L59 234V231L57 230V232H54L53 230H51L50 229ZM62 228V227H61ZM72 228H73V226H72ZM77 228H79V227H77ZM102 228V227H101ZM131 228V227H130ZM130 228H128L127 229V235L124 237L123 236V234L122 233H116V234H118V236H115V237H110V238H108L109 239V241H110V244L111 245H109L110 246V250L112 251V253L114 252L115 253V255H113V257L115 256V259H114V261L111 263V261H110V263L109 264H118V263H120L122 260V258L123 257H125L126 258V254H127V247H128V245H131V244H129L130 243V239H129V237L131 236V235H133L135 232H133V230H131ZM151 228V227H150ZM156 228V227H155ZM189 228V227H188ZM212 227H210V229H211ZM222 228V227H221ZM232 228V227H231ZM254 228V227H253ZM14 229V228H13ZM17 229V228H16ZM22 229H24V228H22ZM55 229H56V227H55ZM59 229V228H58ZM71 229V228H70ZM75 229V228H74ZM85 229V228H84ZM83 228H80V230H78L77 232H78V234L77 235H79V237H80V239H82V240H84V241H87V229L86 230H84ZM89 230H90V227L88 228ZM133 229V228H132ZM154 229V228H153ZM258 229V228H257ZM25 230V229H24ZM29 229H27V231H28ZM89 230H88V232H89ZM93 230V229H92ZM91 230V231H92ZM110 230V229H109ZM108 230V231H109ZM188 230V229H187ZM215 230V229H214ZM214 230H212V231H214ZM242 230V229H241ZM245 230H247V229H245ZM248 230H250V229H248ZM247 230V231H248ZM252 230V229H251ZM258 230H260L261 231V228H259ZM12 231V230H11ZM69 231V230H68ZM72 231V230H71ZM116 231H117V229H116ZM154 231V230H153ZM156 231V230H155ZM211 231V232H212ZM219 231V230H218ZM217 231V232H218ZM231 231V230H230ZM253 231V230H252ZM18 232V231H17ZM63 232V231H62ZM98 231H96V233H97ZM119 232V231H118ZM122 232V231H121ZM224 232V231H223ZM227 232V231H226ZM225 232V233H226ZM241 232H243V231H241ZM249 232H251V231H249ZM13 233V232H12ZM99 233V232H98ZM115 233V232H114ZM189 233H191V232H189ZM195 233L196 232H194V235H195ZM221 233H222V231H221ZM2 234V233H1ZM21 234V233H20ZM68 234V233H67ZM66 234V235H67ZM71 234V233H70ZM75 234V233H74ZM100 234V233H99ZM138 234V233H137ZM141 234V233H140ZM147 234V233H146ZM199 234V233H198ZM212 234V233H211ZM228 233H226V234H222V236L220 235V236H218V237H222V239L223 240H225V239H227V235ZM233 234H235V233H233ZM251 234V233H250ZM253 234V233H252ZM93 235H94V233H93ZM93 235H92V237H93ZM103 235V234H102ZM201 235H203V234H201ZM100 236V235H99ZM109 236V235H108ZM140 236V235H139ZM197 236H199V235H197ZM213 236H214V234H213ZM213 236L211 237V238H213ZM1 237V236H0ZM19 237V236H18ZM25 237H26V235H25ZM96 237V236H95ZM174 237V236H173ZM200 237V236H199ZM198 237V238H199ZM205 237V236H204ZM214 237H216V235L214 236ZM217 237V238H218ZM4 238V237H3ZM7 238V237H6ZM16 238V237H15ZM27 238V237H26ZM74 238V237H73ZM131 238V237H130ZM137 238V237H136ZM139 238V237H138ZM187 238V237H186ZM203 238V237H202ZM241 238V237H240ZM9 239V238H8ZM18 239V238H17ZM75 239V238H74ZM144 239H146V238H144ZM193 239V238H192ZM1 240V239H0ZM21 240H23V238H21ZM25 240V239H24ZM23 240V241H24ZM89 240V239H88ZM91 240V239H90ZM93 240H94V238H93ZM98 240V239H97ZM133 240V239H132ZM190 240V239H189ZM200 240H201V237H200ZM210 240V239H209ZM208 240V241H209ZM16 240H14V242H15ZM17 241H20V239H18ZM22 241V242H23ZM28 241V242H29ZM84 241H82V242H84ZM95 241V240H94ZM100 241V240H99ZM145 241V240H144ZM197 241V240H196ZM12 242V241H11ZM21 242V243H22ZM89 242V241H88ZM162 242V241H161ZM172 242V241H171ZM173 242H174V240H173ZM194 242V241H193ZM6 243V242H5ZM85 243V242H84ZM90 243V242H89ZM99 243V242H98ZM145 243V242H144ZM166 243V242H165ZM200 244H201V242H199ZM218 243V242H217ZM247 243V242H246ZM252 243H254V241L252 242ZM260 243V242H259ZM9 243H7V245H8ZM96 244H97V242H96ZM106 244H107V242H106ZM109 244V243H108ZM193 244V243H192ZM195 244V243H194ZM212 244V243H211ZM228 244V243H227ZM262 244V243H261ZM6 245V244H5ZM12 245V244H11ZM17 245V244H16ZM19 245V244H18ZM168 245V244H167ZM189 245V244H188ZM202 245H204V243L202 244ZM248 245V244H247ZM253 245V244H252ZM1 246V245H0ZM95 246V245H94ZM205 246H206V244H205ZM204 246V247H205ZM231 246V245H230ZM2 247V246H1ZM47 247V248H46ZM93 247V246H92ZM264 247V246H263ZM3 248V247H2ZM182 248V247H181ZM198 248V247H197ZM196 248V249H197ZM25 249V248H24ZM96 249V248H95ZM132 249V248H131ZM190 249V248H189ZM216 249V248H215ZM242 249V248H241ZM9 250V249H8ZM7 250V251H8ZM85 250V249H84ZM90 250H94V249H90ZM97 250V249H96ZM108 250V249H107ZM106 250V251H107ZM184 250V249H183ZM208 250V249H207ZM247 250V249H246ZM3 251V250H2ZM6 251V250H5ZM27 251V250H26ZM86 251V250H85ZM185 251V250H184ZM183 251V252H184ZM225 251V250H224ZM245 251V250H244ZM261 251H263L264 252V248L263 249H261ZM94 252H97V251H94ZM130 252V251H129ZM138 252H140V251H138ZM178 252V251H177ZM181 252H182V249H181ZM211 252V251H210ZM227 252H229V251H227ZM243 252V251H242ZM250 252H252V251H250ZM259 252V251H258ZM111 253V254H112ZM162 253V252H161ZM188 253V252H187ZM225 253V252H224ZM257 253V252H256ZM38 254V253H37ZM88 254V253H87ZM95 254V253H94ZM191 254V253H190ZM262 254H264V253H262ZM9 255V254H8ZM17 255V254H16ZM101 255V254H100ZM106 255V254H105ZM108 255V254H107ZM106 255V256H107ZM135 255V254H134ZM194 255V254H193ZM219 255H221V254H219ZM247 255V254H246ZM253 255V254H252ZM255 255V254H254ZM65 256V255H64ZM94 256V255H93ZM105 256V257H106ZM200 256V255H199ZM212 256V255H211ZM226 256V255H225ZM224 256V257H225ZM231 256V255H230ZM243 256V255H242ZM259 256V255H258ZM9 257V256H8ZM20 257V256H19ZM30 257V256H29ZM57 257V259L59 260L60 258H58ZM92 257V256H91ZM104 257V258H105ZM137 257V256H136ZM148 257V256H147ZM203 257V256H202ZM231 257H233V256H231ZM244 257V256H243ZM246 257V256H245ZM251 256L249 255V258H250ZM262 257H263V255H262ZM3 258H5V257H3ZM41 260H42V258L41 257H39ZM38 258V259H39ZM46 258V257H45ZM63 258V257H62ZM75 258H77V257H75ZM92 258H94V257H92ZM109 258L110 257H108V259H105V260H103L102 258V260H99V257H98V262H93L92 261V259H90V264H101L102 262H104L105 263V261L106 262H108L109 261ZM149 258V257H148ZM215 258V257H214ZM234 258H235V256H234ZM252 258V257H251ZM250 258V259H251ZM10 259V258H9ZM25 259V258H24ZM53 259V258H52ZM68 259V258H67ZM87 259V258H86ZM111 259H113V258H111ZM195 258H193V260H194ZM199 259V258H198ZM206 259V258H205ZM218 259V258H217ZM237 259V258H236ZM239 259V258H238ZM246 259V258H245ZM54 260V259H53ZM52 260V261H53ZM56 260V259H55ZM66 260V259H65ZM64 260V261H65ZM81 260V259H80ZM85 260V259H84ZM193 260H191V261H193ZM208 263L207 264H209L210 263V261H212V260H210V257H208ZM235 260V259H234ZM251 260H254V259H251ZM250 260V261H251ZM262 260V259H261ZM22 261H23V259H22ZM45 261H46V259H45ZM63 261V262H64ZM68 261H69V259H68ZM78 262H79V260H77ZM88 261V260H87ZM130 261V260H129ZM195 261V260H194ZM217 261V260H216ZM237 261V260H236ZM0 262H1V260H0ZM4 262V261H3ZM8 262V261H7ZM11 262V261H10ZM26 262V261H25ZM40 262V261H39ZM49 262V261H48ZM58 262V261H57ZM150 262V261H149ZM198 262V261H197ZM215 261H213V263H214ZM218 262V261H217ZM221 262H222V260H221ZM228 262V261H227ZM227 262H225V263H227ZM242 262H243V260H242ZM242 262H240L241 264H242ZM245 262V261H244ZM254 262V261H253ZM258 262H259V260H258ZM32 263V262H31ZM30 263V264H31ZM44 263V262H43ZM59 263H60V261H59ZM231 263H232V261H231ZM238 263H239V261H238ZM237 263V264H238ZM248 263H250V262H248ZM259 263H261V262H259ZM264 263V262H263ZM10 264V263H9ZM18 264V263H17ZM33 264H34V262H33ZM47 264V263H46ZM70 264V263H69ZM203 264H204V262H203Z\"/></svg>",
    "mask_w": 264,
    "mask_h": 264
}]
</instances>
